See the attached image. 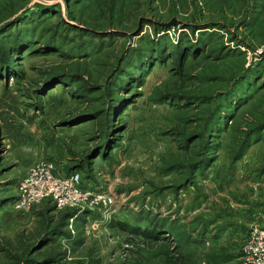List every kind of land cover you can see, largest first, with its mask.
<instances>
[{
	"label": "rangeland",
	"instance_id": "rangeland-1",
	"mask_svg": "<svg viewBox=\"0 0 264 264\" xmlns=\"http://www.w3.org/2000/svg\"><path fill=\"white\" fill-rule=\"evenodd\" d=\"M80 201L26 207L30 169ZM264 230V0H0V264H250Z\"/></svg>",
	"mask_w": 264,
	"mask_h": 264
},
{
	"label": "built area",
	"instance_id": "built-area-1",
	"mask_svg": "<svg viewBox=\"0 0 264 264\" xmlns=\"http://www.w3.org/2000/svg\"><path fill=\"white\" fill-rule=\"evenodd\" d=\"M80 181L81 175L77 172L71 173L69 178H59L51 162L35 164L21 184V205L26 207L37 201L51 200L58 209L73 207L80 201ZM247 252L250 264H264V230L253 231Z\"/></svg>",
	"mask_w": 264,
	"mask_h": 264
}]
</instances>
